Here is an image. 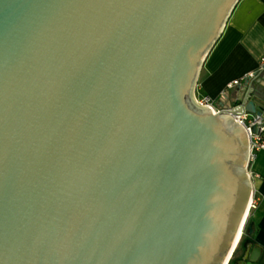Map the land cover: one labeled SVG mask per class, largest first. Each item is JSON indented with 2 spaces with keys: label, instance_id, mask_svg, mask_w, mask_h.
Masks as SVG:
<instances>
[{
  "label": "water",
  "instance_id": "water-1",
  "mask_svg": "<svg viewBox=\"0 0 264 264\" xmlns=\"http://www.w3.org/2000/svg\"><path fill=\"white\" fill-rule=\"evenodd\" d=\"M238 1L0 0V264L228 261L264 66L193 92Z\"/></svg>",
  "mask_w": 264,
  "mask_h": 264
},
{
  "label": "crops",
  "instance_id": "crops-1",
  "mask_svg": "<svg viewBox=\"0 0 264 264\" xmlns=\"http://www.w3.org/2000/svg\"><path fill=\"white\" fill-rule=\"evenodd\" d=\"M263 56L264 0H239L200 67L194 98L207 96L214 109L238 105L239 101L234 100L244 87L238 92L236 89L245 77L259 69ZM235 80L238 83L228 87ZM250 170L258 175L252 179L253 207L247 217L251 232L247 230L245 243L232 264H240L244 258L264 262V151L257 153Z\"/></svg>",
  "mask_w": 264,
  "mask_h": 264
},
{
  "label": "built area",
  "instance_id": "built-area-1",
  "mask_svg": "<svg viewBox=\"0 0 264 264\" xmlns=\"http://www.w3.org/2000/svg\"><path fill=\"white\" fill-rule=\"evenodd\" d=\"M263 66H264V56L260 61L259 69L263 68ZM251 75L252 73L249 74V76ZM237 83L238 80H235L232 82V84H229L228 87H231L233 84H237ZM194 99L200 106L209 105L213 107L210 98H208L207 96L201 98H194ZM230 116L233 117L241 125H243L249 135L250 149H249V165L247 171L249 173L250 180L252 182V179L257 177L258 175L250 170V166L252 162L255 160L257 153L264 151V117L262 115L249 114L245 112L242 114H235ZM251 207H253V198L251 201Z\"/></svg>",
  "mask_w": 264,
  "mask_h": 264
},
{
  "label": "rangeland",
  "instance_id": "rangeland-1",
  "mask_svg": "<svg viewBox=\"0 0 264 264\" xmlns=\"http://www.w3.org/2000/svg\"><path fill=\"white\" fill-rule=\"evenodd\" d=\"M249 224H250V222H249V219L247 218L246 223L244 225V229L242 231V234L239 236L238 241H237V243H236V245L234 247V250H233L234 254L232 253V255H233L232 258H234L236 256L239 248L241 247V244L245 243L246 237L248 235V233H247V227H248ZM241 237H242V239H241Z\"/></svg>",
  "mask_w": 264,
  "mask_h": 264
},
{
  "label": "bare ground",
  "instance_id": "bare-ground-1",
  "mask_svg": "<svg viewBox=\"0 0 264 264\" xmlns=\"http://www.w3.org/2000/svg\"><path fill=\"white\" fill-rule=\"evenodd\" d=\"M251 201L252 200H250V203H249V209H248V212H247V214H246V218L248 217V213H249V210H250V207H251ZM247 220V219H246ZM245 220V221H246ZM242 231H243V229L241 230V231H239V233L237 234V237H236V240H235V244H234V246H233V249H232V251H231V254L229 255V257H228V261L230 260V258L232 257V253H233V250H234V247H235V245H236V243H237V241H238V238H239V236L242 234ZM228 261H226L225 262V264H227V262Z\"/></svg>",
  "mask_w": 264,
  "mask_h": 264
},
{
  "label": "trees",
  "instance_id": "trees-1",
  "mask_svg": "<svg viewBox=\"0 0 264 264\" xmlns=\"http://www.w3.org/2000/svg\"><path fill=\"white\" fill-rule=\"evenodd\" d=\"M233 254H234V252H233ZM232 257H233V255H232ZM232 257L230 258L228 264H231L232 263V261H233V258Z\"/></svg>",
  "mask_w": 264,
  "mask_h": 264
}]
</instances>
